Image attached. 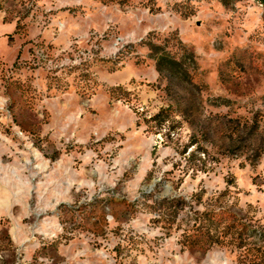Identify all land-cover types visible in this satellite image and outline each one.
Here are the masks:
<instances>
[{
  "label": "rangeland",
  "instance_id": "rangeland-1",
  "mask_svg": "<svg viewBox=\"0 0 264 264\" xmlns=\"http://www.w3.org/2000/svg\"><path fill=\"white\" fill-rule=\"evenodd\" d=\"M148 37L193 54L189 115L156 117L172 99ZM208 224L219 243L196 244ZM259 258L260 0H0V264Z\"/></svg>",
  "mask_w": 264,
  "mask_h": 264
},
{
  "label": "trees",
  "instance_id": "trees-1",
  "mask_svg": "<svg viewBox=\"0 0 264 264\" xmlns=\"http://www.w3.org/2000/svg\"><path fill=\"white\" fill-rule=\"evenodd\" d=\"M264 5V0H260ZM20 23L17 21V28L19 29ZM181 49L185 48L186 45L179 40ZM142 44L146 45L149 49L151 58L155 61L156 69L161 79L165 81L166 91L171 96V103L166 107L162 108L157 114L159 117H168L171 115H189V111L197 105L198 96L196 92H201L205 88V84L199 83L195 80L196 61L194 60L193 54H187V52H173L168 48L166 43L158 42L157 40L148 37V39H142ZM195 64L191 66V62ZM111 93H115L118 90H122L121 86H113L109 89ZM263 148H259L255 154V159L259 158ZM208 220L212 223H219L215 225H222L221 223L229 219L222 212H211L207 216ZM206 225L203 230L199 231V234L195 235L194 242L196 244L202 243H219V235L212 236L211 226ZM242 231V228L240 229ZM238 234L239 246H244L241 242V236L243 232ZM263 255V253L261 254ZM255 264H264V258H259L254 262Z\"/></svg>",
  "mask_w": 264,
  "mask_h": 264
}]
</instances>
